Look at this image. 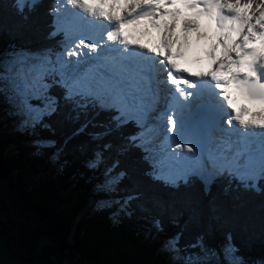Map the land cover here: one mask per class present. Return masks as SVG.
I'll return each mask as SVG.
<instances>
[{
	"label": "trees",
	"instance_id": "1",
	"mask_svg": "<svg viewBox=\"0 0 264 264\" xmlns=\"http://www.w3.org/2000/svg\"><path fill=\"white\" fill-rule=\"evenodd\" d=\"M53 4L38 0L24 21L12 0H0V59L10 58L13 51L48 47ZM49 95L56 98L57 110L35 127L22 126L25 116L0 97V182L5 183L0 238L18 253L20 264H53L55 256H61V264H177L180 257L161 249L177 234L180 246L205 264H220L228 243L249 264L264 258V179L245 187L230 178L211 184L193 178L177 190L156 178L142 148L130 143L138 131L134 123L116 128V110L98 109L80 97L76 99L88 109L77 121L69 118L75 113L63 89L54 85ZM30 102L44 107L42 100ZM34 140L54 141L62 149L59 159L53 148L31 151ZM97 152H103V162L89 168ZM110 177L119 182L107 184ZM129 195L136 199L123 213L120 205ZM90 200L99 201V208L80 219ZM153 220L160 221L163 231L157 232ZM43 236L48 238L45 246L38 243ZM198 240L201 245L190 247Z\"/></svg>",
	"mask_w": 264,
	"mask_h": 264
},
{
	"label": "snow or ice",
	"instance_id": "2",
	"mask_svg": "<svg viewBox=\"0 0 264 264\" xmlns=\"http://www.w3.org/2000/svg\"><path fill=\"white\" fill-rule=\"evenodd\" d=\"M105 0H100L103 4ZM176 0H125L124 14H119L114 7L110 6L108 10L101 7L99 4L89 3L88 0H54V4L49 12L56 23L53 30L49 32L50 36L60 35L62 32L65 35V40L69 43L63 45L64 51L59 55L64 56H79L82 55V50L87 48L90 52L96 53L101 49L100 40L104 39V47L110 52H118L125 60H130L137 55L136 49H144L141 55L147 56L149 53L160 59L157 63L165 67L166 76L161 81L164 84H170L174 87L170 90L172 95L183 97L185 100H190L194 91H188L189 88H198V83L187 79L184 73L181 72L175 63L171 60L170 49L175 42L172 38L173 28L176 26L178 10H169L168 5L175 3ZM185 7L194 10L197 16H206L210 22H214L219 35V46L222 50L221 55H216V49H213L208 55L211 57V63L214 67L208 72L197 73V77H210L214 81L215 88H221L234 84L237 89L249 100L256 101L260 104L261 110L264 111V0H179ZM38 0H12V7L21 20H28L32 11L37 7ZM71 5L73 8L82 10L83 13L90 15L92 20H86L89 24H98L104 30V34L100 37L95 35H81L78 38V43L72 40L74 25L71 21L66 26H61L59 23L60 5ZM225 10L226 13L225 14ZM77 15H80L77 13ZM157 17H159L157 19ZM171 18V22H168ZM81 19H84L81 16ZM151 24L158 31L163 33L162 43L163 48L168 51L155 48H147L146 45L139 44V41L129 40L128 37L122 35V28L125 24ZM0 21V27H2ZM195 27L191 22L184 23V29ZM115 42L108 44L107 42ZM257 41L259 47L256 46ZM123 47H119V46ZM132 45L134 47H129ZM79 50V51H78ZM45 52H50V49H45ZM69 61H63L60 67H66ZM55 74L60 75V79H55ZM51 78V79H50ZM54 85H58L63 89V98L65 101L73 104L72 112L75 115L69 114V118L79 120L82 115H87L88 105L80 103L77 97L82 99L90 98V101L98 102L99 97L96 95L98 90L107 93L106 87L103 84L85 83L76 77L66 79L62 73H56V68L52 66L50 56L33 53L26 50L13 51L10 58L0 59V97H6L17 111L26 117L22 122V126L30 125L35 127L42 122L44 116H50L57 110L56 98L49 95V89ZM152 90L151 83L148 85ZM107 88H112L116 91L117 88L123 90V85L118 81L113 87L108 85ZM153 95L156 96L154 90ZM227 101L229 107L232 106V100L226 94V90L218 93ZM138 93L133 91V99L128 100V96L124 93V99L131 104L136 102ZM142 99V98H141ZM158 99V97H157ZM42 100L44 107L37 108L30 101ZM101 107H104L101 105ZM115 107V106H114ZM172 109L165 107L157 112L156 118L164 121L165 138L168 141L166 153L151 161L153 173H156V178H160L159 174L168 171L171 168H179L180 162L190 159L186 153L195 151L192 140L188 139L184 133L185 122L184 118L178 114H169ZM116 116H113L114 126L121 127L127 123V118L123 113H120L119 108H116ZM153 112L156 108L153 107ZM245 109H237L233 113H226L232 118L227 121L231 127L233 121L238 122V125L245 130V135L252 129H259V132H253V135H259L262 138L261 151L264 154V115L256 114L258 118L251 120L243 119ZM85 121V125L87 124ZM83 127V126H82ZM141 127H143L141 125ZM82 130V129H78ZM167 133H172L167 136ZM139 136L130 137V143L135 144ZM174 143L176 151H172L170 145ZM37 149L53 148V157L59 159L62 149L58 148L54 141H37ZM105 149L110 150L111 144H105ZM230 151V150H229ZM235 160L238 166L236 171L240 170V158L244 153H235ZM103 162V152H97L95 158L88 161L89 168H97ZM115 167V165H112ZM106 173L110 169H105ZM235 175V172L231 173ZM123 175V173H121ZM215 173L182 171L181 174L173 179L166 181L170 186L179 189L180 185H188L193 178L200 180L202 183L208 180L215 179ZM242 182L245 179L251 180L252 177H238ZM259 179H264V166H262ZM115 183H118L117 177H112ZM245 187H255V185L244 184ZM136 199L135 196L129 195L120 205V211L127 213L128 205ZM152 226L157 232L163 231L159 220H153ZM182 236L177 234L163 242V247L166 251L174 253L180 257L177 264H205L197 253H188L180 246ZM202 244V241H197V247ZM231 257V259H228ZM220 264H249V262L240 259L236 255L234 245L228 243L224 249V258ZM253 264H264V258L254 261Z\"/></svg>",
	"mask_w": 264,
	"mask_h": 264
},
{
	"label": "bare ground",
	"instance_id": "3",
	"mask_svg": "<svg viewBox=\"0 0 264 264\" xmlns=\"http://www.w3.org/2000/svg\"><path fill=\"white\" fill-rule=\"evenodd\" d=\"M88 2L92 3V4H99L101 7H104L105 10H108L110 8V6L114 4L115 10L121 15L124 14L125 0H105V2L103 4H100V0H88ZM168 8H169V10H178V11H180V13L184 9L185 13H182L183 15L182 14H180V15L184 16L186 19H189L190 16H193L194 12H195L194 10L185 7L182 3L179 2V0H176L175 3L169 4ZM65 9L68 10V12L66 13V15L69 16V17L67 16L68 20L62 22V20H61L63 17L62 15H61V19H59V20L61 21L62 26H66L69 21H72V23L74 25V28H73V35L74 36L72 35L73 37L80 38L82 34L83 35L91 34V35H95L97 37H100L101 34H104V30L101 27H99L98 24L87 23L86 26L84 27L86 20H92V19H96V18H92L90 15L83 13L82 10H80L78 8H73L71 5H67V7ZM77 13H79L80 15H77ZM81 16H83L84 19H81ZM182 16H179L178 18H181ZM158 18L159 17H157V19ZM168 19L171 20V18H168ZM207 25L204 28L205 30L207 29ZM81 27H82V31L79 34V30ZM155 30H157V29L155 27H153L151 24L141 23V24H135V25L125 24L121 31H122V35L128 37L130 41L131 40L139 41V44L146 45L147 47L153 43L156 44L157 42H159V43L161 42L160 48L164 51H168L167 49L163 48V43H162V34L163 33L158 31V35H157L154 33ZM184 30L181 31L180 33H178V35H176L177 33L176 34L174 32L172 33V38L175 42L172 44L171 49H170L171 55H178L180 58L181 57H185V58L187 57L190 60V62H189L190 64H193V60L196 59L197 64L204 65L206 62V58H208V57L211 58L208 55V51L210 48L209 44L206 41L204 42V40H202L203 38L200 39L201 37H199V39L194 38L193 34H190V36H192V39L188 40L190 38H186V35H188L189 33H193V30H186V31H184ZM77 33H78V36H76ZM194 33H195V31H194ZM138 36H140V37H138ZM182 36H184V37H182ZM104 37L106 39V34H104ZM181 37L184 39L180 40ZM100 41H102V43H100L101 49L96 53H92V56H90L91 59L89 60L88 64L85 65V67L82 69V72H79V74H76V75L74 74V76L72 75L73 77H76L80 81L85 82V81L90 80L89 75L92 74V75L97 77L98 81H100L101 79H103V77L101 75V74H103V70L105 71V74L108 77V69L106 67L101 66V65H96L93 69H89L90 73H89V75L87 74V70L89 68V63H91L93 60H95L97 56H100V55H98L99 53L100 54L105 53L104 49H102V46H104L105 41H104V39H101ZM108 42H107L108 44H114L115 43V42H111V41H108ZM83 50H84V54H88V55L91 54V52L87 48H84ZM221 51H222L221 49H217L216 55H218V53ZM194 65L195 64H193V66ZM163 72L164 71L162 69L156 71L157 80L160 79V76L163 74ZM199 72H202V69H200ZM114 77L118 80L117 76L114 75ZM205 82L207 84L206 91H208L209 85L215 84L214 81H211L210 77H207L205 79ZM225 90H226V94L232 100V106L231 107H229L228 104L225 103L224 100H220L210 93L207 95V97H208L207 104L211 103L212 106L218 108V110L221 109L222 107H224L225 110L229 113H233L237 109H245L246 111L243 113L242 118L246 119V120L258 118L256 116L257 113L264 115V111L261 110L260 104L256 101H252V100H249L248 98H246L240 92V90L235 87L234 84L230 83L229 85L226 86V89L225 88L222 89V92ZM183 102H185V99L183 97L175 99L173 101V103L179 107L182 106ZM150 109L152 110L153 108H150ZM141 111H143V110L141 109ZM247 112H251L250 117H247L244 115ZM181 116L184 118V122H185L184 133L186 134L188 139L192 140L193 145L195 147L194 152L186 153V155L190 158L199 160V159H201L200 156H201L202 152L205 150V147L208 144V140L213 135V128L215 126L216 118H215V116L208 114L206 116V118L202 119L203 126L206 130V137L204 139L198 140L195 138V134L192 131L191 122H192V118H193V111L192 110L187 111V114H183ZM152 117H155V112H153V111L149 115L148 119L150 120V119H152ZM160 125H162V126L156 127V125H154V124L149 125V126L147 124L146 129H149L151 132L148 131V134H146V132H145L146 141H150L149 139H151L152 134H156L155 137H156V142H157V148L155 150H153V154L155 153V151H158L157 156H159V157H161L160 155H162V156L164 155V153H160L161 146L163 145V148L168 146V141L164 140L165 132H164V121L163 120H159V123L157 126H160ZM233 125L235 126L236 130H238L241 134H245V130L242 129L238 125V122L233 121ZM253 132L258 133L259 129L250 130L249 133L247 135H245V143H246L245 152H246V150H249V154H246L244 151H242L241 153H244V155H243L242 159H240V164L246 165V171L249 173H252V174H254V172H252L253 168L254 167L260 168L262 166V162L264 161V159H263L264 157H263L262 151H261L262 138L259 135H253L252 134ZM171 135H172V133H170V136ZM149 145H150V143H149ZM170 147H171L172 151H176L174 143H172L170 145ZM147 148H148V146H147ZM189 161H190V159H187V160L181 161L180 164H182V162H189ZM169 170L173 171V172L176 171V170H172V168ZM170 175H171L170 177H173L172 174H170Z\"/></svg>",
	"mask_w": 264,
	"mask_h": 264
},
{
	"label": "rangeland",
	"instance_id": "4",
	"mask_svg": "<svg viewBox=\"0 0 264 264\" xmlns=\"http://www.w3.org/2000/svg\"><path fill=\"white\" fill-rule=\"evenodd\" d=\"M61 5H60V9L61 10H60V13H59V19H61V15H62L63 17H62L61 20H62V22H64V21L68 20L69 16L66 15L68 10L65 9L67 6H64V4L62 6ZM182 13H185L184 9L182 10L181 13L179 11V16H182L183 15ZM180 14H182V15H180ZM225 14H227L226 10H225ZM206 19L209 20L206 16H204V17L203 16H197L196 12H194V15L190 16L189 19H186L184 16H182L181 18L177 19V23H176V26L173 28V32L175 34L177 33L176 35H178V33H180L181 31L184 30V23L186 21L187 22H191V23H193L195 25V27L187 29V30H193V33H189L188 35H186V38H190L188 40H191L192 36H190V34H193V37L196 38V39H199V37H201L200 39L203 38L202 40H204V42L206 41L209 44L210 48L211 47H215V46L219 45V35H218V32H216V34H213V30H211L209 33H208V31L207 32L203 31V30H205L204 28H205V26L207 24H208L207 28H209V22L210 21L206 22V24H205ZM59 22H60V20H59ZM168 22H171V20L168 19ZM212 23L216 27L215 23L214 22H212ZM210 27H211V25H210ZM81 31H82V27L79 30V34L81 33ZM184 31H186V30H184ZM194 31H195V33H194ZM214 35H215V37H214ZM73 36H72V40H74L76 43H78V38L73 37ZM76 36H78V33L76 34ZM162 36H163V34H162ZM182 37H184V36H182ZM182 37L180 38V40L184 39ZM210 40H211V42H210ZM67 43H69V42L65 40V35L62 32L59 35V38H57L55 36L54 37L52 36V40H50V43L48 44L47 48H43V49L38 50L37 52H33V53H39L41 55L50 56L51 61H52V66H54L56 68V73H62L66 79H68L71 75L74 76V74L76 75V74H79V72H82V69L85 67L87 62H89V60L91 59L90 56H92V53H93V52H91L90 55L84 54V50H82V52H83L82 55L69 57V56H67V53L65 52L64 56L60 57L59 54L64 51L63 45H65ZM100 43H102V41H100ZM160 44H161V42H160ZM256 46L259 47V42L258 41H257V45ZM45 49H50L51 51L50 52H45L44 51ZM102 49H105V47L102 46ZM83 58H86V59H83ZM63 61H69V63L67 64L66 67H60V64ZM79 63L81 64L82 67L78 66ZM55 75L57 76V80L60 79V75H58V74H55ZM94 83H96V82H94ZM107 93L108 94H105L104 91L98 90L96 92V95L99 97L98 102L103 104L104 109L106 107H108V108H116L114 106H117V105H115L116 102H117V99L116 98L113 99L112 97L114 95L110 96V92H107ZM122 106H126V104L123 103L121 106H118V108L120 110H122ZM16 112H18V111H16ZM121 113H125V112H121ZM156 119H157L156 116L153 117V119L150 120V122L148 123V126L149 125H153V124L155 125L156 124L155 123ZM144 124H145V121H144ZM160 126H157V124H156V127H160ZM16 127H17V125L15 126V129H17ZM146 128H147V123L145 124V127L143 129H141V132H140V135H139V139H141L142 137H145V132H146V134H148V131L151 132L149 129H146ZM142 131H144V132H142ZM155 136H156V134H152L151 139H149L150 141H146L145 138H144L143 142L142 141L139 142V145L141 146V148L143 150V153H144L146 159L148 160V162L150 163V165H151V161L154 158H159V156H157V152L158 151H155V153L153 154V150H155L157 148V142H156V137ZM36 142H37V140L29 142L30 145L32 144L31 145L32 146L31 151H37L38 150L37 147H36ZM148 142L150 143V145H149ZM147 146H148V148H147ZM160 156H162V155H160ZM210 168L212 169V171L215 169V167L212 166V165H210ZM258 170L260 171L261 167L260 168H255L254 167L252 172H254V174H255V172L258 171ZM226 173H232V172L231 171H227ZM170 174L167 175V172H164V173H160L159 176L163 177V178H166V175H167V177L170 178V176H171ZM220 175H222V173L218 174V176H220ZM236 176L239 177V176H243V175L237 174ZM176 177H178V176H176ZM245 178H247V177H245ZM106 182H107V184H111V185L115 183L112 180V177L106 179ZM207 182H209V181H207ZM3 186H5V183L2 181V182H0V194L4 192ZM2 201H5V199H3ZM104 202L105 201H103L101 203H104ZM107 202L108 201H106V203ZM98 205H100L99 201L98 202H95V201L92 202L91 200L88 201L86 203V205L83 207V213L81 214L80 219H83L84 216L87 214V212L92 213L93 211H95V209H98L99 208ZM80 219H78V220H80ZM21 222L22 223H27V222L30 223V221H24V220H21ZM31 225H32L34 231L39 233V231L35 230V228L38 227L37 224L35 222H33V223H31ZM12 231H14V230H12ZM12 231H10L11 233L8 231V233H10V235H11ZM47 240H48V238L43 236V238H41V241H39L38 243L41 244L42 246H45V245H47ZM5 244H6V240L0 238V264H20V261L18 259V253L14 249L12 250L10 248H6ZM161 249L164 250L163 245L161 246ZM46 255H47V253H46ZM61 262H62L61 256H55L53 258V260H52L53 264H61Z\"/></svg>",
	"mask_w": 264,
	"mask_h": 264
},
{
	"label": "water",
	"instance_id": "5",
	"mask_svg": "<svg viewBox=\"0 0 264 264\" xmlns=\"http://www.w3.org/2000/svg\"><path fill=\"white\" fill-rule=\"evenodd\" d=\"M196 127H197V129L199 130L200 134L202 135L203 133H202V130H201L200 124L198 123V124L196 125Z\"/></svg>",
	"mask_w": 264,
	"mask_h": 264
},
{
	"label": "clouds",
	"instance_id": "6",
	"mask_svg": "<svg viewBox=\"0 0 264 264\" xmlns=\"http://www.w3.org/2000/svg\"><path fill=\"white\" fill-rule=\"evenodd\" d=\"M21 122H22V121H21ZM21 122H20V124H22Z\"/></svg>",
	"mask_w": 264,
	"mask_h": 264
}]
</instances>
